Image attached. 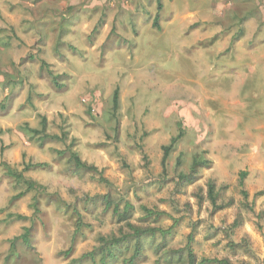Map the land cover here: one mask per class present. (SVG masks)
Wrapping results in <instances>:
<instances>
[{
	"label": "rangeland",
	"instance_id": "374dc122",
	"mask_svg": "<svg viewBox=\"0 0 264 264\" xmlns=\"http://www.w3.org/2000/svg\"><path fill=\"white\" fill-rule=\"evenodd\" d=\"M160 2L154 27L158 0H0V264H91L76 258L98 235L127 230L111 209L81 207V198L105 192L135 204L136 224L177 219L169 245H184L191 233L198 257L264 264V75L251 77L243 58L247 41L264 32V0ZM41 116L63 140L30 136L25 124L39 128ZM178 132L163 168L162 146ZM69 143L106 182L56 154ZM194 154L209 163L182 182ZM25 162L43 163L23 172L42 189L6 173ZM60 200L90 223L74 244ZM139 204L172 218L153 222ZM25 227L30 245L18 239L10 247ZM156 258L148 249L136 264H168Z\"/></svg>",
	"mask_w": 264,
	"mask_h": 264
},
{
	"label": "trees",
	"instance_id": "16d2710c",
	"mask_svg": "<svg viewBox=\"0 0 264 264\" xmlns=\"http://www.w3.org/2000/svg\"><path fill=\"white\" fill-rule=\"evenodd\" d=\"M161 9V2L158 0L157 12L153 19V26H158L159 11ZM44 60L40 62L39 69L47 70L48 74L52 78L53 83L56 87H62L63 84L57 81L56 75L50 69ZM112 107L116 109L118 107V89L116 88L112 96ZM40 127H29L25 124V130L30 134V136H36L41 143L51 140H63L59 134L49 133L46 131V117L41 116ZM179 137H181V132L174 137L168 144L162 146V158L161 163L163 168H165L166 160L175 147ZM56 154L63 158H66L68 164L72 165L76 171H90L97 175L99 182H106L105 177L102 175V171L99 170L95 165L87 163L82 160L78 152L71 148V143L67 145L64 149H56ZM208 160L202 158V155L194 154L193 161L191 163L190 169L187 173H179V180L186 183H191L198 177V171L200 166H207ZM43 163H30L25 162L23 168L19 171L10 168L6 165V173L16 179L19 182L26 184L27 189H42L41 184H36V182L30 178L23 175V172L31 169V167L41 166ZM242 174H244L242 172ZM39 187V188H38ZM208 187V197L213 205H217V208L221 206L216 203L217 195L215 193V184L213 181L209 180L207 182ZM23 195L20 192L13 196L11 200L18 198ZM81 207L88 213L91 214L92 210L101 207V212L111 209L112 215L117 219L126 221L127 230L123 232L120 230L118 233L111 234L109 236H104L102 234L97 236V244L89 251L82 253L77 261H88L91 264H136L139 260L145 259L147 256V250H153L154 254L157 255L155 259L156 263L165 262L168 264H250L245 261H231L229 258H217V257H198L191 245L192 234L189 233L187 236V241L182 246H172L168 244V237L175 234V227L178 224V220L172 218L170 214L165 210H159L154 207H150L145 204H139V209L142 211V215L145 218H151L152 221H159L166 216L173 219V222L168 226L153 225V224H136L130 221L131 214L135 209V204H133L129 199H124L123 197H117V195H112L110 192H105L102 194H95L92 196H87L79 200ZM36 202L32 203L35 211H37ZM60 207L63 208L64 213H69L70 218L73 219L74 230L71 235V244L75 243L77 237H81L84 233V229L89 227L90 223L86 222L82 209L77 205L64 203L60 200ZM87 205H92V209L88 210ZM22 219L27 218L25 215H17ZM30 227H25V230L18 236L14 237L11 241L10 247L13 248L15 240L21 239V242L29 246ZM73 245L66 250L68 254ZM8 257V256H7Z\"/></svg>",
	"mask_w": 264,
	"mask_h": 264
},
{
	"label": "crops",
	"instance_id": "0c3cea01",
	"mask_svg": "<svg viewBox=\"0 0 264 264\" xmlns=\"http://www.w3.org/2000/svg\"><path fill=\"white\" fill-rule=\"evenodd\" d=\"M206 36L204 37V39H206ZM210 37H213V35L208 36V38ZM239 40H242V39H239ZM243 40L245 41L246 39H243ZM247 42H248V45L244 49L243 58H244V65H249V66H245V70L249 71V73H251L252 75L251 77H253L254 79L261 80V78H263V75H264V32H262L261 36H259L257 40L251 39L250 41H247ZM254 54H255V57H257L256 59L259 60L258 62H260L261 64V69H263L262 72H257L256 60H255ZM249 73L246 72L247 76H250ZM260 125L264 126V122H262Z\"/></svg>",
	"mask_w": 264,
	"mask_h": 264
}]
</instances>
